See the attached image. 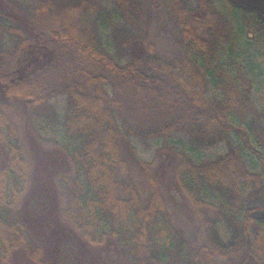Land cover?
<instances>
[{
  "label": "trees",
  "instance_id": "16d2710c",
  "mask_svg": "<svg viewBox=\"0 0 264 264\" xmlns=\"http://www.w3.org/2000/svg\"><path fill=\"white\" fill-rule=\"evenodd\" d=\"M0 2V29L13 44L0 51V264L21 244L45 264L13 213L30 187V162L2 107L72 164L74 174L55 183L73 236L91 246L112 239L130 264H264V239L250 224L258 209L241 208L240 190L245 182L264 192V0ZM165 19L180 34L174 60L151 40ZM59 96L61 110L52 103ZM128 113L151 119V134L174 151L179 190L208 226L201 243L174 226Z\"/></svg>",
  "mask_w": 264,
  "mask_h": 264
},
{
  "label": "rangeland",
  "instance_id": "374dc122",
  "mask_svg": "<svg viewBox=\"0 0 264 264\" xmlns=\"http://www.w3.org/2000/svg\"><path fill=\"white\" fill-rule=\"evenodd\" d=\"M0 9L7 10L1 2ZM12 20L16 26L24 29L21 15H14ZM24 30L26 32L27 29ZM26 33L29 36L33 35L31 32ZM179 35L178 28L169 19H165L160 28L155 25L151 30L152 42L158 53L167 60L179 58L181 54ZM12 45L9 31L5 32L0 29V51H9ZM32 45L30 43V46ZM3 57L6 60L13 58L9 53H5ZM52 103L61 110L66 99L59 96L57 99H53ZM1 109L15 124L14 131L29 157L30 187L13 213L18 222L23 225L25 238L39 249L40 260L45 264H130L129 256L112 239H108L104 245L91 246L79 236H73L71 226L60 216L64 198L58 193L55 183L56 176H72L74 174L72 164L64 160L59 149L44 143L32 130L24 128L25 123L21 116L12 108L2 107ZM134 115L131 116L128 113L127 123L139 133L136 143L140 157L153 161V174L174 226L186 239L197 237V241L201 243L208 235V226L199 220L193 206L179 190L175 176L176 157L174 151L163 146L161 136L151 134L154 133L151 131V119L146 118L143 121H138ZM2 129L3 131L7 130L5 126ZM183 133L180 132L177 135L178 139L185 140L188 137ZM5 159L3 146L0 142V167L4 165ZM131 178L143 200H147L151 190L144 183L139 172L133 170ZM240 190L243 194L241 208L243 210L258 209L251 213L250 224L264 239V192L255 194L254 188L245 182L241 183ZM244 262L245 259H242L241 263ZM5 264L37 263L30 255L29 249L21 244ZM245 264H253V262L250 259Z\"/></svg>",
  "mask_w": 264,
  "mask_h": 264
}]
</instances>
